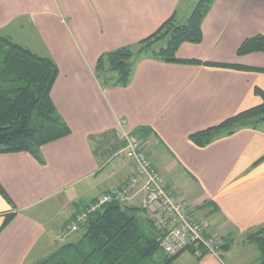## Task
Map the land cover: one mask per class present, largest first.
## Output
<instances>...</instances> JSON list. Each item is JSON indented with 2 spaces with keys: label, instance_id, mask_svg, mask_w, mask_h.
<instances>
[{
  "label": "crops",
  "instance_id": "obj_1",
  "mask_svg": "<svg viewBox=\"0 0 264 264\" xmlns=\"http://www.w3.org/2000/svg\"><path fill=\"white\" fill-rule=\"evenodd\" d=\"M195 2L0 0V34L14 39V27L30 28L37 41H26L28 47L57 63L51 94L72 130L43 145L41 159L0 153V185L9 196L0 190V264L45 258L52 243L72 234H64L67 224L94 196L126 182L132 162L121 153V129L139 134L157 170L212 235L233 239L220 257L197 259L188 251L171 264H259L260 251L246 233L264 226V159L257 163L264 156V123L205 146L190 134L261 102L255 88L264 90V51L237 55V48L264 34V0H216L202 41L178 48L180 58L220 65L141 55L127 85L115 83V72L107 84L96 74L101 54L136 44L169 18L184 21ZM139 188L122 202L142 208ZM9 213L14 216L5 224Z\"/></svg>",
  "mask_w": 264,
  "mask_h": 264
},
{
  "label": "trees",
  "instance_id": "obj_2",
  "mask_svg": "<svg viewBox=\"0 0 264 264\" xmlns=\"http://www.w3.org/2000/svg\"><path fill=\"white\" fill-rule=\"evenodd\" d=\"M215 1L196 0L184 21L169 18L136 44L101 54L96 64L97 77L107 84L108 74L115 72V83L127 85L141 55L167 62L220 65L177 55L183 42L202 41V24ZM259 51H264L262 33L246 37L238 46L237 55ZM223 65L240 67L238 64ZM58 74L59 67L51 56L35 53L11 36L0 34V153L25 151L41 159L43 145L71 134L70 126L59 113L51 94ZM255 92L261 98L260 103L193 132L190 138L197 145L205 146L220 135L264 123V90L256 87ZM133 133L140 137L137 132ZM122 145H125L124 141ZM263 159L264 156L257 163ZM0 190L9 197L1 185ZM142 210L143 207L126 205L120 200L103 203L88 213L82 236L60 245L44 258L42 264H171L180 254L169 256L160 248L159 230ZM13 216L14 213H9L5 224ZM246 239L258 247L259 264H264V226L246 233ZM232 240H222L221 253L230 249Z\"/></svg>",
  "mask_w": 264,
  "mask_h": 264
},
{
  "label": "built area",
  "instance_id": "obj_3",
  "mask_svg": "<svg viewBox=\"0 0 264 264\" xmlns=\"http://www.w3.org/2000/svg\"><path fill=\"white\" fill-rule=\"evenodd\" d=\"M118 135L125 142L121 153L132 162L129 177L123 185L112 186L104 193L94 196L87 210L70 220L66 232L80 230L87 221L89 212L95 211L105 202L125 201L140 187L143 192L142 207L159 230V245L167 255L174 256L189 251L197 259L207 254L220 257L222 239L212 235L207 224L198 220L188 206L178 199L166 176L157 170L155 163L147 155L141 138L125 129H121Z\"/></svg>",
  "mask_w": 264,
  "mask_h": 264
},
{
  "label": "rangeland",
  "instance_id": "obj_4",
  "mask_svg": "<svg viewBox=\"0 0 264 264\" xmlns=\"http://www.w3.org/2000/svg\"><path fill=\"white\" fill-rule=\"evenodd\" d=\"M14 29L15 30H18L19 32H18V34H16L15 36H14V39L17 41V42H19V43H21V44H23V45H26V46H28V44H26L27 42L26 41H28L29 40V42H32V44L33 43H35V41H37V37L35 36V34H33V32L32 31H30V28H26V29H24L23 30V28H17V27H14ZM164 45H166L165 44V42H164ZM32 47V46H31ZM57 202H59L58 203V205L60 204V201L58 200ZM60 206V205H59ZM71 233V232H70ZM70 233H68V232H64V234L66 235V234H70ZM82 233H83V230H82V228L80 229V230H77V231H75V232H72V234L69 236V237H67L66 239H63V240H61V241H57V242H54V243H52V248H50V250H49V252L51 253L52 251H54L55 249H57L60 245H62V244H64V243H66V242H69V241H73V240H77L78 238H80L81 236H82ZM254 244V243H253ZM41 244L39 245V247H37V248H41ZM46 246H49L48 244H46ZM254 246H256L255 244H254ZM242 248V247H241ZM257 248V247H256ZM38 249V250H39ZM243 249V248H242ZM254 250V249H253ZM239 252H240V250H239ZM184 254V253H183ZM183 254H180L178 257H180L181 255H183ZM230 261H231V259H230ZM36 262L37 261H35V262H31L30 264H36Z\"/></svg>",
  "mask_w": 264,
  "mask_h": 264
},
{
  "label": "water",
  "instance_id": "obj_5",
  "mask_svg": "<svg viewBox=\"0 0 264 264\" xmlns=\"http://www.w3.org/2000/svg\"><path fill=\"white\" fill-rule=\"evenodd\" d=\"M43 262H44V258L38 260V261L36 262V264H42Z\"/></svg>",
  "mask_w": 264,
  "mask_h": 264
}]
</instances>
